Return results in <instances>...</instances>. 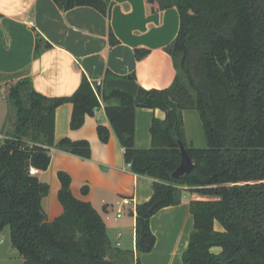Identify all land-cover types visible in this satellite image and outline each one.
I'll use <instances>...</instances> for the list:
<instances>
[{"label":"trees","instance_id":"16d2710c","mask_svg":"<svg viewBox=\"0 0 264 264\" xmlns=\"http://www.w3.org/2000/svg\"><path fill=\"white\" fill-rule=\"evenodd\" d=\"M54 1L62 10L87 5L104 14L113 4L111 0ZM175 2L180 27L169 49L178 70L172 88L139 86L132 96L104 86L97 95L85 74L69 96L43 95L30 77L7 86L13 129L0 141V232L10 227L12 246L25 264H118L114 257L121 250L112 245L100 213L73 194L71 175L58 172V198L64 211L49 221L42 201L50 185L30 174L31 167L49 168L53 146L83 158L91 156L87 140L63 138L56 144L55 110L72 103L70 124L78 129L101 106L100 99L106 102L107 118L132 171L154 179L152 198L136 207L138 254L151 252L156 244L152 216L181 204L184 190L180 186L187 185L212 199L190 203L194 229L184 264H264V0ZM110 39L117 43L113 32ZM49 47L47 43L45 48ZM0 75L9 81L17 77ZM107 75L136 80L134 74L107 71ZM138 107L165 112V118L152 121L149 148L135 146ZM185 109L199 112L207 147L188 143ZM98 134L103 142L109 140L106 126L99 125ZM180 141L195 167L174 179L172 174L181 162ZM160 198L163 201L154 206ZM136 264H142L139 257Z\"/></svg>","mask_w":264,"mask_h":264},{"label":"crops","instance_id":"0c3cea01","mask_svg":"<svg viewBox=\"0 0 264 264\" xmlns=\"http://www.w3.org/2000/svg\"><path fill=\"white\" fill-rule=\"evenodd\" d=\"M111 1L109 12L104 14L87 5L62 10L54 0H0V74L17 75L16 81L30 77L34 88L50 97L73 94L84 74L91 82L104 80L106 84L113 80L107 71L119 76L134 74L144 89L172 88L178 70L169 49L180 27L175 0ZM111 32L116 44L111 43ZM47 43L51 47L45 48ZM137 50L141 51L140 57ZM7 82L0 83L1 90L5 91ZM3 101L7 102L5 95L0 97V141L13 129L9 121L10 106L2 105ZM100 103L95 114L88 115L78 129H72L70 124L72 103H63L55 110L56 144L63 138L87 140L91 144V156L83 158L51 147L49 168L38 169L36 174L50 185L49 195L42 201L48 220L53 221L64 211L58 198L61 187L58 172L64 170L72 177L73 194L89 201L100 213L112 245L132 252L133 264L137 257L142 264H184L183 254L194 229L190 203L212 198L190 186H180L184 190L182 203L164 207L151 218V229L157 239L153 250L138 254L136 207L152 198L154 179L132 171L107 118L106 102L101 99ZM154 117L163 119L165 112L136 108L137 148L151 147ZM183 120L188 143L195 148L207 147L199 112L185 109ZM99 125L110 131L107 142L99 138ZM84 187H88L87 192L83 191ZM125 199L131 203L124 204ZM216 227L222 229L219 224ZM0 264H25L13 248L11 237L0 240Z\"/></svg>","mask_w":264,"mask_h":264},{"label":"water","instance_id":"95a60500","mask_svg":"<svg viewBox=\"0 0 264 264\" xmlns=\"http://www.w3.org/2000/svg\"><path fill=\"white\" fill-rule=\"evenodd\" d=\"M106 88H119L125 92H128L129 94H131L132 96H136L137 92H138V83L135 79H113V80H109L106 84H105ZM180 150H181V162L179 164V166L175 169V171L172 174V177L174 179H178L179 177H181L184 174H188L190 173L194 167L195 164L193 162V160L191 159L189 152L187 151V148L185 147V145L180 141ZM163 201L162 198H160L154 206L160 204Z\"/></svg>","mask_w":264,"mask_h":264},{"label":"rangeland","instance_id":"374dc122","mask_svg":"<svg viewBox=\"0 0 264 264\" xmlns=\"http://www.w3.org/2000/svg\"><path fill=\"white\" fill-rule=\"evenodd\" d=\"M6 81H8V82L5 84V90H6L7 86L11 82H15L16 80L15 79H12L11 81H9L6 76L0 75V83H4ZM2 95H5V91H3V90L0 89V97ZM6 101L7 102H4L3 101L2 102V105H8V106H10L9 101H8L7 98H6ZM0 129H1V127H0ZM8 129H9V127H7V129L5 130L6 133H7ZM0 237L1 238L11 237L10 236V227L9 226H5V227L2 228V230L0 232ZM1 238H0V240H1ZM121 252H122L121 255H115V257H114V258H116V262H118V264H132L134 262V255H133L132 252L123 251V250H121Z\"/></svg>","mask_w":264,"mask_h":264},{"label":"built area","instance_id":"2783aa9c","mask_svg":"<svg viewBox=\"0 0 264 264\" xmlns=\"http://www.w3.org/2000/svg\"><path fill=\"white\" fill-rule=\"evenodd\" d=\"M104 86H105L104 80H98V81L92 82V87H93L94 91L97 93V95H99L98 89L100 87H104ZM100 101H101V99H100ZM37 173H38V169L35 167H31L30 174L36 175ZM130 203H131V201L129 199L124 200V204H130ZM119 216H122V214L119 213Z\"/></svg>","mask_w":264,"mask_h":264}]
</instances>
